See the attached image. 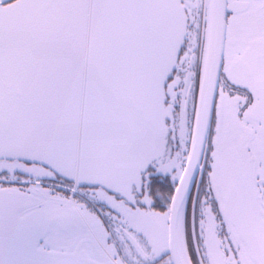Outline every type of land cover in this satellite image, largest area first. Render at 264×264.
I'll return each instance as SVG.
<instances>
[{"label": "snow or ice", "instance_id": "snow-or-ice-1", "mask_svg": "<svg viewBox=\"0 0 264 264\" xmlns=\"http://www.w3.org/2000/svg\"><path fill=\"white\" fill-rule=\"evenodd\" d=\"M0 264H264V0H0Z\"/></svg>", "mask_w": 264, "mask_h": 264}]
</instances>
